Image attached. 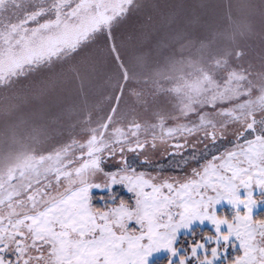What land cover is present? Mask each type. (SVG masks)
<instances>
[{"label":"snow or ice","instance_id":"snow-or-ice-1","mask_svg":"<svg viewBox=\"0 0 264 264\" xmlns=\"http://www.w3.org/2000/svg\"><path fill=\"white\" fill-rule=\"evenodd\" d=\"M0 264H264V0H0Z\"/></svg>","mask_w":264,"mask_h":264}]
</instances>
